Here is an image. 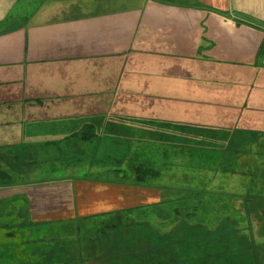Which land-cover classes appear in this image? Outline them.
<instances>
[{
    "label": "rangeland",
    "instance_id": "rangeland-1",
    "mask_svg": "<svg viewBox=\"0 0 264 264\" xmlns=\"http://www.w3.org/2000/svg\"><path fill=\"white\" fill-rule=\"evenodd\" d=\"M144 9L139 0L117 1L113 15L99 18L121 22ZM134 46L132 41L125 51L86 59V68L114 78L106 93L87 90L93 97L72 95L61 74L59 98L40 95L42 81L32 83L31 96L22 95L18 79L3 82L7 86H0L1 93L13 91L39 110L37 120L18 122L12 113L0 112V170L14 176L10 184L133 185L132 168L141 164L157 171L146 182L161 189V200L125 209L131 215L118 220L114 213L124 210L71 224L55 221L38 232L30 226L23 200L0 199V264H127L124 243L131 234L147 232L208 236L214 246L207 264H220L225 252L231 264H264V111L249 106L251 89L220 66L197 65L190 72L187 64H146L160 61ZM115 57L121 61L114 73ZM203 67L218 73L211 80L198 79ZM190 89L198 91L192 95ZM15 98L2 93L1 101L10 104ZM57 99L75 104L55 113ZM86 122L94 125L96 137L82 142ZM8 233L14 237L7 238ZM221 237L233 239L232 249L223 247Z\"/></svg>",
    "mask_w": 264,
    "mask_h": 264
},
{
    "label": "crops",
    "instance_id": "crops-1",
    "mask_svg": "<svg viewBox=\"0 0 264 264\" xmlns=\"http://www.w3.org/2000/svg\"><path fill=\"white\" fill-rule=\"evenodd\" d=\"M117 1L131 5V0H0V86L18 79L22 95L31 96L35 93L32 83L42 81L40 95L59 98L61 74L72 95L93 97L86 93L89 89L106 93L114 78L86 68V59L111 56L113 49L125 51L134 41V48L160 61L146 64H187L190 72L207 64L228 69L226 75L251 89L249 106L264 111V0H139L145 9L121 22L99 18L113 15ZM111 59L115 73L121 58ZM131 59L129 64L136 57ZM203 71L198 79L211 80L218 73L206 72L204 67ZM190 90L192 95L198 91ZM2 93L16 98L3 104ZM2 93L1 113H12L16 122L37 120L36 104L23 103L26 99L20 100L10 90ZM60 101L56 100L53 112H67L66 107L75 104ZM14 198L24 201L29 222L46 223L155 204L162 192L156 186L96 181L0 187L1 200Z\"/></svg>",
    "mask_w": 264,
    "mask_h": 264
},
{
    "label": "trees",
    "instance_id": "trees-1",
    "mask_svg": "<svg viewBox=\"0 0 264 264\" xmlns=\"http://www.w3.org/2000/svg\"><path fill=\"white\" fill-rule=\"evenodd\" d=\"M81 132L80 139L82 142H89L94 137H96L93 129L94 125L92 123H84ZM93 132L91 137L87 135ZM123 163V162H122ZM132 168V166L130 167ZM134 170L136 182L133 185L144 186L149 184L146 179L149 177L156 178L157 171H154L146 166L139 164L132 168ZM11 178L14 176L7 173L4 170H0V186H9ZM116 184H121L120 182H111ZM15 184V183H14ZM155 187V186H153ZM117 216V220L123 218L124 216L131 215V211L124 210L121 212L114 213ZM90 217L77 218L74 220L65 221L64 224H71L75 220H87ZM60 224V225H62ZM56 225V222H46V223H31L30 226H36L37 231L43 229V227L50 228V226ZM62 225V226H63ZM44 234V233H40ZM45 235V234H44ZM44 235H41L43 238ZM7 238L14 237L12 233L6 235ZM221 242L223 247L230 248L233 244V239L227 238L226 241L222 239ZM125 247H123L122 252L125 253L124 259L127 264H207V260L211 258L210 252L211 247L214 246L210 242L209 237L202 238L190 237L188 235H183L182 237H163L153 232H147L146 236L141 237V234L134 236L130 235L126 242ZM37 249H41L36 247ZM221 258L220 264H231L230 253L225 252ZM54 262V261H51ZM243 263V261H242ZM211 264H216L212 262Z\"/></svg>",
    "mask_w": 264,
    "mask_h": 264
}]
</instances>
